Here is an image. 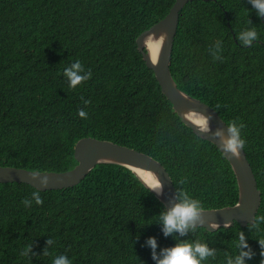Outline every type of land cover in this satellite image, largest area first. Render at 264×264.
<instances>
[{"label":"trees","instance_id":"obj_1","mask_svg":"<svg viewBox=\"0 0 264 264\" xmlns=\"http://www.w3.org/2000/svg\"><path fill=\"white\" fill-rule=\"evenodd\" d=\"M175 1L0 0V166L68 171L78 163L76 143L91 137L158 160L177 194L186 189L205 209L234 206L239 191L229 161L182 122L137 45ZM251 26L259 38L242 46L237 35ZM76 59L92 77L72 89L63 69ZM170 70L178 88L227 125H244L262 198L256 218L264 216V17L249 0L190 1L180 12ZM35 190L0 183V264H52L60 254L73 264H156L148 238H156L157 252L177 242L157 219L165 205L124 166L99 164L78 185L38 190L43 204L26 208L22 201ZM197 229L179 240L203 239L216 249L205 264L237 254L241 230L256 253L246 264L264 260V222Z\"/></svg>","mask_w":264,"mask_h":264},{"label":"water","instance_id":"obj_2","mask_svg":"<svg viewBox=\"0 0 264 264\" xmlns=\"http://www.w3.org/2000/svg\"><path fill=\"white\" fill-rule=\"evenodd\" d=\"M190 1L193 0H176L164 19L138 37L137 45L147 67L153 70L162 92L171 102L182 122L198 137L218 147L222 145V138L215 136L214 133L219 129L222 131V137L226 139L229 135L227 123L208 104L178 88L170 70L180 12ZM149 44L156 47L155 56ZM201 117L208 119L210 131L207 133L199 131ZM219 150L223 153L220 148ZM223 155L234 171L239 198L234 206L206 209V212L202 214L203 224H197V227H204L211 232L221 227H231L235 223L241 226L253 224L262 200L256 176L244 148L240 150L238 159L231 154L223 153ZM74 156L78 163L71 170L39 172L48 176L47 187H43L39 179H31L30 175L37 171L10 166H0V183H24L42 191L64 189L78 185L99 164H115L130 169L165 205L166 211L177 203V191L170 174L164 165L148 154L111 141L86 137L76 143ZM141 172L148 173L149 176ZM156 180H159L161 189L151 190L149 187ZM213 224L217 227H211Z\"/></svg>","mask_w":264,"mask_h":264},{"label":"clouds","instance_id":"obj_3","mask_svg":"<svg viewBox=\"0 0 264 264\" xmlns=\"http://www.w3.org/2000/svg\"><path fill=\"white\" fill-rule=\"evenodd\" d=\"M252 8L256 11L258 17H264V0H249ZM249 14V10H247ZM259 38V33L255 26L247 27L241 30L237 35V40L242 46H252ZM222 48V41L217 40L212 48V54L218 56L219 51ZM63 76L67 78L69 87L76 89L84 82L88 81L92 77V71L85 69L84 65L79 59L70 63V66H66L63 69ZM85 104L89 101L85 100ZM78 115L81 118L87 116V112L81 108L78 110ZM200 132H209L208 119L201 117L199 120ZM229 135L225 139L222 137V131L217 130L214 135L222 138V145L218 146L223 153L231 154L232 157L239 158L240 150L245 146V139L241 135V129L243 124L232 122L227 125ZM31 179H39L40 184L43 187H47L49 180L47 175H42L39 172H34L30 175ZM40 177H43L42 179ZM151 190H160L161 184L159 180H156L149 187ZM42 205L43 198L38 190L31 193V197H25L22 204L26 208H30L33 204ZM206 212L203 201L192 195L186 189H181L177 194V203H175L169 210L162 212L157 218L162 223V232L165 237L172 236L177 242L171 247L161 248L157 252L158 244L155 237H149L147 240L148 246L152 249V259L156 264H205L209 258H215L217 251L214 248H210L208 243L203 239L196 240H179V237L186 236L188 233L197 232V224H203V213ZM261 222H264V216L255 218V226H258ZM211 227H217L215 224ZM200 228L199 230H202ZM178 234V236L174 235ZM262 251L260 255L264 257V241L259 240ZM49 245H54L55 241L49 239L47 241ZM237 254L227 255L225 257V264H246L247 260H251L256 253L248 243V239L245 236L244 231L237 233V240L235 242ZM31 251V244L27 245L23 251V255H29ZM48 255V253H46ZM52 264H73V260L66 254L56 255L52 259ZM264 264V260L261 261Z\"/></svg>","mask_w":264,"mask_h":264},{"label":"bare ground","instance_id":"obj_4","mask_svg":"<svg viewBox=\"0 0 264 264\" xmlns=\"http://www.w3.org/2000/svg\"><path fill=\"white\" fill-rule=\"evenodd\" d=\"M152 46V47H151ZM149 47H150V49H151V51H152V53H153V56H155L157 53H156V51H157V49H156V47H154V45H152V44H149ZM141 173H143V175H145V176H149V174L148 173H145V172H141Z\"/></svg>","mask_w":264,"mask_h":264},{"label":"rangeland","instance_id":"obj_5","mask_svg":"<svg viewBox=\"0 0 264 264\" xmlns=\"http://www.w3.org/2000/svg\"><path fill=\"white\" fill-rule=\"evenodd\" d=\"M152 47V46H151Z\"/></svg>","mask_w":264,"mask_h":264}]
</instances>
